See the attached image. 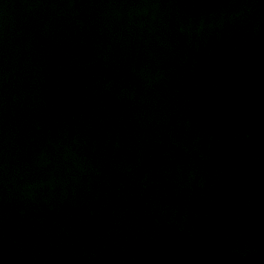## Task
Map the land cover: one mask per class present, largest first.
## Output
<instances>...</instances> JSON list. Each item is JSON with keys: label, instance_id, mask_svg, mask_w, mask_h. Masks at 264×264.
<instances>
[{"label": "water", "instance_id": "water-1", "mask_svg": "<svg viewBox=\"0 0 264 264\" xmlns=\"http://www.w3.org/2000/svg\"><path fill=\"white\" fill-rule=\"evenodd\" d=\"M0 264H264V0H0Z\"/></svg>", "mask_w": 264, "mask_h": 264}]
</instances>
